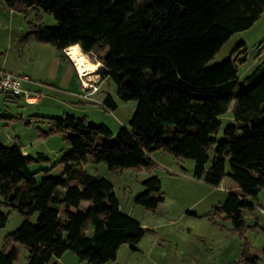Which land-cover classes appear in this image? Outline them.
Masks as SVG:
<instances>
[{"label":"trees","instance_id":"trees-1","mask_svg":"<svg viewBox=\"0 0 264 264\" xmlns=\"http://www.w3.org/2000/svg\"><path fill=\"white\" fill-rule=\"evenodd\" d=\"M4 1L11 8L52 14L57 26L34 25L26 40L50 44L62 54L79 45L82 54L102 63L85 55L101 69L100 83L111 80L120 101L135 102L136 110L115 138L107 127L84 118L50 119L51 132L63 134L70 146L60 161L61 178L37 181L21 145L0 144V195L27 218L5 239L0 264H14L17 248L6 251L16 244L28 249L27 264H58L54 259L68 251L87 264H106L117 260L124 245L137 250L144 228L121 212L108 179L85 171L88 155L109 170L140 169L154 164L151 152L164 150L194 160L195 178L212 186L221 184L229 166L241 192H230L218 211L235 230L245 227L242 212L254 209L247 197L264 188V60L243 79L234 57L212 69L206 66L234 33L258 21L264 0ZM103 105L117 109L111 96ZM231 107L234 122L218 138ZM214 145L207 169V152ZM144 185L147 190L136 203L157 209L164 198L152 194L160 192V179L152 177ZM37 213L32 223L28 218ZM7 222L0 211V229ZM246 261L258 264L250 255Z\"/></svg>","mask_w":264,"mask_h":264},{"label":"rangeland","instance_id":"rangeland-1","mask_svg":"<svg viewBox=\"0 0 264 264\" xmlns=\"http://www.w3.org/2000/svg\"><path fill=\"white\" fill-rule=\"evenodd\" d=\"M5 3L0 0V70L31 78L24 82V89L44 95V100L30 106L22 98L0 93V144L7 147L20 144L27 152L30 173H35L37 181L46 177L61 178L64 167L60 161L70 146L63 134L51 132L50 119L59 120L68 115L84 118L95 127H107L115 138L120 129L129 127L136 104L121 101L119 111L100 105L108 96L117 98L116 86L111 80L101 84L95 101L84 98L74 64L68 63L70 59L66 61L64 54L50 44L26 40L34 25L57 26L54 16L40 8L23 10ZM87 57L93 63L99 62L94 55ZM232 57L237 61L242 79L264 60V12L251 28L234 33L206 67L215 68ZM99 71L101 69L97 75L101 77ZM232 110L233 107L222 117L218 138L223 137L226 125L234 122ZM97 141L102 143L104 138L99 136ZM215 147L207 152L210 158L207 169L212 165ZM148 156L154 162L150 167L115 170H109L104 163L92 168V158L86 157V164H91L87 170L106 177L113 184L121 212L139 222L145 230L137 250L122 246L117 260L106 264H249L248 255L256 258L258 264H264V188L257 196L247 197L254 209L243 210L245 227L235 230L226 214L218 211L230 192H241L229 175V166L221 184L212 186L195 178L192 159L178 158L164 150H156ZM152 177H158L162 183L160 192L152 194L164 198L157 209L136 203V198L147 190L144 181ZM3 199L0 195V211L8 216V222L0 229V251L6 250L8 235L27 220ZM37 218L38 213L28 219L35 223ZM12 247L18 250L14 264L29 263L25 246L16 244L6 252ZM66 253L53 262L87 264L75 253Z\"/></svg>","mask_w":264,"mask_h":264},{"label":"built area","instance_id":"built-area-1","mask_svg":"<svg viewBox=\"0 0 264 264\" xmlns=\"http://www.w3.org/2000/svg\"><path fill=\"white\" fill-rule=\"evenodd\" d=\"M74 64V63H73ZM75 67V65H73ZM77 77L80 82V86L84 93V98L94 100L93 95L99 90L100 76L97 79L84 78L79 73L77 67H75ZM29 81L27 76H16L7 72H0V93H5V95L12 96L14 98H22L27 105L34 106L39 105L43 102L44 95L38 93H31L29 90L24 89V82ZM98 103V102H97ZM100 105L104 103L99 102Z\"/></svg>","mask_w":264,"mask_h":264},{"label":"bare ground","instance_id":"bare-ground-1","mask_svg":"<svg viewBox=\"0 0 264 264\" xmlns=\"http://www.w3.org/2000/svg\"><path fill=\"white\" fill-rule=\"evenodd\" d=\"M66 54L69 59L74 63L75 67H77L79 73L84 78H96L100 76L97 75L98 69L95 66H92L87 60L85 54H82V50L79 46H73L66 50Z\"/></svg>","mask_w":264,"mask_h":264},{"label":"crops","instance_id":"crops-1","mask_svg":"<svg viewBox=\"0 0 264 264\" xmlns=\"http://www.w3.org/2000/svg\"><path fill=\"white\" fill-rule=\"evenodd\" d=\"M77 46H79V45H77ZM79 47H80V46H79ZM80 49H81V48H80ZM66 53H67V52H66V50H65V51H64V54L67 55ZM61 54H62V53H61ZM68 58H69V57H67L66 61L69 60ZM88 58H89V57H88ZM68 63H69V65L71 64L70 66H72V63H73V62H72L71 59H70V60L68 61ZM98 63H99L100 65L102 64V63H100V62H98ZM72 67H73V66H72ZM73 68L75 69V67H73ZM97 69L99 70L100 68L97 67ZM2 71H3V72H7V71H5V70H0V72H2ZM75 71H76V70H75ZM100 72H101V71H99V73H100ZM9 73H10V72H9ZM76 75H77V74H76ZM27 77H28V76H27ZM28 78H29V77H28ZM77 79H78V77H77ZM30 80H31V78H29V81H30ZM107 80H108V79H106L105 81H107ZM78 81H79V80H78ZM103 82H104V81H103ZM103 82L99 83V85H98L99 90H100L101 84H102ZM79 84H80V82H79ZM80 88H81V86H80ZM99 90L97 91V93H99ZM81 92L83 93L82 88H81ZM97 93H96V94H97ZM83 95H84V93H83ZM94 96H95V95H93V98H94ZM112 98L115 100L116 105H117V109H116L115 111H119V109L121 108V107H120V106H121V105H120V102H121V101L119 100L118 95H117V98H118V99H117V98H114V97H112ZM43 100H44V99H43ZM94 100H95V99H94ZM97 102H98V100H97ZM102 103H104V102H102ZM104 108H105V107H104ZM106 109H107V108H106ZM107 110H109V109H107ZM135 110H136V109H135ZM23 151H24V154L27 155V154H26L27 152L25 151V149H23ZM87 161H88V160H87ZM86 163H87V162H86ZM91 164H94L92 168H95L96 166H97V167L102 166V164H95V163H91ZM91 164H86V165H84V169H85V171H88V170H87V169H88V166H90ZM88 173H90L91 175H97V176H100V175H98V174H92V173L89 172V171H88ZM101 177H104V176H101ZM105 178H106V177H105ZM106 179H107V178H106ZM124 246H129V245H124ZM66 254H67V253H66ZM63 256H64V255H63ZM63 256H62V257H63ZM62 257H61L60 259H62Z\"/></svg>","mask_w":264,"mask_h":264},{"label":"water","instance_id":"water-1","mask_svg":"<svg viewBox=\"0 0 264 264\" xmlns=\"http://www.w3.org/2000/svg\"><path fill=\"white\" fill-rule=\"evenodd\" d=\"M106 70V67H105V69H104V71Z\"/></svg>","mask_w":264,"mask_h":264}]
</instances>
